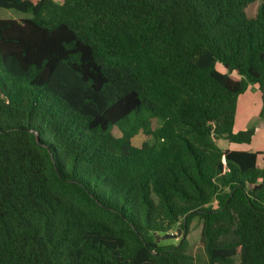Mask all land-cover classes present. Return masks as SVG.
Segmentation results:
<instances>
[{"label": "trees", "instance_id": "1", "mask_svg": "<svg viewBox=\"0 0 264 264\" xmlns=\"http://www.w3.org/2000/svg\"><path fill=\"white\" fill-rule=\"evenodd\" d=\"M0 8V264H199L194 218L203 264H264V153L218 144L250 85L264 119V0Z\"/></svg>", "mask_w": 264, "mask_h": 264}, {"label": "rangeland", "instance_id": "2", "mask_svg": "<svg viewBox=\"0 0 264 264\" xmlns=\"http://www.w3.org/2000/svg\"><path fill=\"white\" fill-rule=\"evenodd\" d=\"M60 1V0H58ZM259 2H255L251 4L248 8V13L250 15H254L256 12V9L258 7ZM31 13L22 12L16 9H8V8H0V18H9V19H24L31 17ZM217 68L221 71H224L223 65L221 63H217ZM158 121L156 119H153L152 126L155 128L157 126ZM234 129H237L234 127ZM114 133L116 135H120L121 131L117 127L114 128ZM154 140L153 136L151 134H147L143 130L139 131L134 137H133V143L136 146H141L143 143H152ZM219 146L222 148H232L235 149L237 146H241V144H233L230 143L228 140L225 139H219L218 140ZM201 229H202V222L198 218H194L192 221L188 233H187V239L189 240L190 244V252L195 256L198 257L199 264L204 263L205 254L204 251L201 248L200 244V235H201ZM169 233H178L175 229L170 231ZM163 236V235H162ZM183 236V231H181L180 235H177L176 237H169V238H160L159 240L162 241L163 244H170V243H178L180 239Z\"/></svg>", "mask_w": 264, "mask_h": 264}, {"label": "crops", "instance_id": "3", "mask_svg": "<svg viewBox=\"0 0 264 264\" xmlns=\"http://www.w3.org/2000/svg\"><path fill=\"white\" fill-rule=\"evenodd\" d=\"M262 105L261 93L256 85H250L249 88L239 96L235 122V128L237 129L235 130L247 129L254 126L255 133L251 144H241L240 147L237 146L235 149H250L264 153V119L260 118L259 115Z\"/></svg>", "mask_w": 264, "mask_h": 264}, {"label": "water", "instance_id": "4", "mask_svg": "<svg viewBox=\"0 0 264 264\" xmlns=\"http://www.w3.org/2000/svg\"><path fill=\"white\" fill-rule=\"evenodd\" d=\"M181 228H178V233H165L162 237L161 236H157L158 239L160 238H169V237H176L177 235H180L181 234Z\"/></svg>", "mask_w": 264, "mask_h": 264}]
</instances>
